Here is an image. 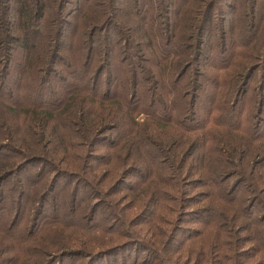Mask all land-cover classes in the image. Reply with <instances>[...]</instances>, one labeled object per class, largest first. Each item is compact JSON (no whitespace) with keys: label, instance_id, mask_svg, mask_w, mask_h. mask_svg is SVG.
I'll list each match as a JSON object with an SVG mask.
<instances>
[{"label":"trees","instance_id":"obj_1","mask_svg":"<svg viewBox=\"0 0 264 264\" xmlns=\"http://www.w3.org/2000/svg\"><path fill=\"white\" fill-rule=\"evenodd\" d=\"M116 2L0 0V264L102 260L81 240L100 230L90 199L133 225L124 196L181 207L203 189L188 203L219 233L260 222L244 196L264 197V145L243 141L264 140L257 0L228 18L224 0Z\"/></svg>","mask_w":264,"mask_h":264},{"label":"rangeland","instance_id":"obj_2","mask_svg":"<svg viewBox=\"0 0 264 264\" xmlns=\"http://www.w3.org/2000/svg\"><path fill=\"white\" fill-rule=\"evenodd\" d=\"M224 2L223 9L228 18V15L232 13L231 8H233L234 2L233 0H224ZM247 3L239 5L243 4L248 7ZM256 3V9L258 7L261 10L256 13V23L264 30V0H257ZM250 21H253V15ZM251 88H254L257 97L262 94L264 72L256 73ZM210 132L212 137H215V148L219 147L222 151H229L230 139L223 135L225 133L214 129H210ZM245 135L250 140L243 137L245 138L243 141L249 146H257L260 142L264 145V140H253L256 137L253 129L250 128ZM108 147L109 145L104 143L99 149L102 154H113ZM126 153L129 152L122 151L118 154L121 162L116 163V166L127 165V163H122ZM51 175L49 174V177ZM232 182L234 180H231L230 183ZM241 184L249 185V181L244 180ZM203 191L205 190L196 189L190 192L188 194L189 201L195 193H197L196 201H201L202 194L199 193ZM85 193L86 191L80 188V196L83 197ZM129 199L124 196L120 202L130 208L126 215L129 219L134 220L133 225L122 222L111 214L112 211L107 209L108 202L106 205L102 202H93L90 199L89 203L85 205L87 213H89L90 206L96 205L95 217L97 225L100 227V230H96L92 234L81 236L86 249H90L93 254H100L99 257H104L100 261H95L94 264H264V212L260 208L264 206V197L257 201L256 197L244 196V205H254L257 215L256 223L259 220V224L247 232L225 228L227 234L219 233L211 226L212 216L209 213L195 212L200 209L199 207H203L205 202L197 206H191L189 201L185 203L187 206L181 202V207L174 203H158L154 208L147 205L143 209L144 199L142 207H140V203L138 207L135 205L137 198H134L131 203H127ZM54 203L56 212L59 207L61 211H65V217H70L67 213L69 208L67 199H55ZM50 213L53 214L54 210ZM246 223L247 220H243V224ZM67 233L69 235L76 234L71 230H68ZM60 264H86V260L70 261L66 259Z\"/></svg>","mask_w":264,"mask_h":264}]
</instances>
